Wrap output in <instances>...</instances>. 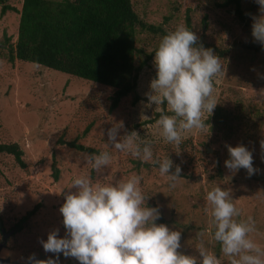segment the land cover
<instances>
[{
  "label": "rangeland",
  "instance_id": "rangeland-1",
  "mask_svg": "<svg viewBox=\"0 0 264 264\" xmlns=\"http://www.w3.org/2000/svg\"><path fill=\"white\" fill-rule=\"evenodd\" d=\"M138 22L158 27L162 33L152 35L135 26V46L144 54H152L161 38L184 25L198 37V45L212 49L221 59L225 74L215 81L214 96L218 116L207 123L214 130L184 134L177 147L165 143L155 127L160 113L156 105H149L146 93L155 78L153 59L137 77L135 94L124 98L118 107L107 111L111 91L84 80L56 71L41 69L29 63L7 62L4 38L14 44L17 17L11 12L0 15V144L20 143V168L12 156L0 154V231L1 259L27 264L35 254L37 259H56L43 250L39 240H47L53 229L65 235L59 208L73 179L88 176L96 182L115 179L127 180L132 175L141 177V190L149 197L147 206L158 207L161 218L171 230L181 232V248L185 255L198 257L197 232L203 231L206 247L214 252L222 264L228 260L220 245L209 235L205 196L215 186L230 190L233 203L240 211L238 219L251 216L257 231L250 234L264 247V45L255 42L251 32L252 17H259L255 0H240L243 22L238 24L231 7L221 8L224 0H128ZM6 5L20 9L21 0H5ZM187 20V22H186ZM246 28L243 30V25ZM248 25V27H247ZM2 44H4L2 46ZM167 111L166 106H161ZM221 123L217 124L214 121ZM122 125L119 135L136 131L141 140L152 142L154 158H168L181 168V179L171 188L166 176H161L152 162L107 145V129ZM86 127L92 130L80 139L84 148L109 151L112 161L104 175H98L84 162V154L57 148L54 142L76 140ZM225 145H243L253 153V167L259 171L248 176L246 170L232 173L224 166L229 159ZM51 152L57 158V180H52ZM106 176V177H105ZM39 205L19 233L11 234L9 225L19 222L26 212ZM74 258L60 254L58 264H77ZM79 264V263H78Z\"/></svg>",
  "mask_w": 264,
  "mask_h": 264
},
{
  "label": "clouds",
  "instance_id": "clouds-1",
  "mask_svg": "<svg viewBox=\"0 0 264 264\" xmlns=\"http://www.w3.org/2000/svg\"><path fill=\"white\" fill-rule=\"evenodd\" d=\"M255 2L260 16L252 17L251 35L255 42L264 45V0ZM198 40L184 25L161 38L153 59L156 75L150 82V92L146 93L149 105H156L155 111L160 113L155 121L160 137L177 147L185 133L210 131L207 120L217 106L215 81L225 74L221 59L212 49L197 46ZM121 127L107 129L108 147L142 162H152L174 188L181 179L180 166L172 171L173 162L168 156L162 160L154 158L151 141L141 140L136 131L120 136ZM225 147L229 154L224 162L227 170L235 173L244 169L249 177L259 171L253 167V153L248 148ZM261 149L264 150V141ZM112 158L109 151L84 154V162L98 175H104ZM140 185L138 175L106 183L99 179L93 182L88 176L73 179L69 189L75 191L64 195L59 208L65 235L60 237L56 228L48 233L46 241L39 240L43 250L56 259L40 260L33 254L27 264H58L60 254L76 259L79 264H222L206 247L203 231L196 234L200 240L198 257L180 252L181 232L156 223L161 218L160 210L147 206L149 197ZM205 200L209 235L220 245L228 264H264V247L250 238L257 231L255 221L251 216L238 219L240 211L232 202L230 190L215 186L207 191Z\"/></svg>",
  "mask_w": 264,
  "mask_h": 264
},
{
  "label": "trees",
  "instance_id": "trees-1",
  "mask_svg": "<svg viewBox=\"0 0 264 264\" xmlns=\"http://www.w3.org/2000/svg\"><path fill=\"white\" fill-rule=\"evenodd\" d=\"M4 1L0 0V15L8 11L17 17L15 43H8L9 40L4 38L7 62L29 63L105 87L111 91L107 97L109 113L130 95H133L132 104L137 101V77L153 57L135 46V26L152 35L162 32L158 27L138 22L128 0H21L19 10ZM219 7H231L241 25L240 0H224ZM245 31L251 32L252 29ZM219 114L218 108L214 109L213 115ZM214 122L221 124L217 120ZM91 130L86 127L76 140L59 138L54 145L57 148L64 145L67 150L78 154L94 153L96 151L80 144V139ZM213 130L212 123L210 131ZM20 145L23 143L0 144V154L12 156L23 168ZM51 161L52 180L55 181L58 178L57 158L52 152ZM38 208L39 205L34 206L19 222L9 225L11 234L19 233ZM2 228L0 218V231Z\"/></svg>",
  "mask_w": 264,
  "mask_h": 264
},
{
  "label": "water",
  "instance_id": "water-1",
  "mask_svg": "<svg viewBox=\"0 0 264 264\" xmlns=\"http://www.w3.org/2000/svg\"><path fill=\"white\" fill-rule=\"evenodd\" d=\"M1 246H2V244H0V249H1ZM0 264H18V263L11 262L8 259H1L0 258Z\"/></svg>",
  "mask_w": 264,
  "mask_h": 264
},
{
  "label": "flooded vegetation",
  "instance_id": "flooded-vegetation-1",
  "mask_svg": "<svg viewBox=\"0 0 264 264\" xmlns=\"http://www.w3.org/2000/svg\"><path fill=\"white\" fill-rule=\"evenodd\" d=\"M0 258H2L1 255H0ZM8 260H10V259H8Z\"/></svg>",
  "mask_w": 264,
  "mask_h": 264
}]
</instances>
